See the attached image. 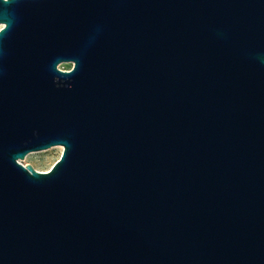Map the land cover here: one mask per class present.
Returning <instances> with one entry per match:
<instances>
[{
	"label": "water",
	"instance_id": "water-1",
	"mask_svg": "<svg viewBox=\"0 0 264 264\" xmlns=\"http://www.w3.org/2000/svg\"><path fill=\"white\" fill-rule=\"evenodd\" d=\"M0 25V264H264V0H0Z\"/></svg>",
	"mask_w": 264,
	"mask_h": 264
},
{
	"label": "rangeland",
	"instance_id": "rangeland-1",
	"mask_svg": "<svg viewBox=\"0 0 264 264\" xmlns=\"http://www.w3.org/2000/svg\"><path fill=\"white\" fill-rule=\"evenodd\" d=\"M71 66V64H62L60 68L69 70ZM62 151L61 146H55L40 152H32L26 156L22 163L23 165H31L38 172H47L59 160Z\"/></svg>",
	"mask_w": 264,
	"mask_h": 264
},
{
	"label": "bare ground",
	"instance_id": "bare-ground-1",
	"mask_svg": "<svg viewBox=\"0 0 264 264\" xmlns=\"http://www.w3.org/2000/svg\"><path fill=\"white\" fill-rule=\"evenodd\" d=\"M2 26L0 25V28H1Z\"/></svg>",
	"mask_w": 264,
	"mask_h": 264
}]
</instances>
